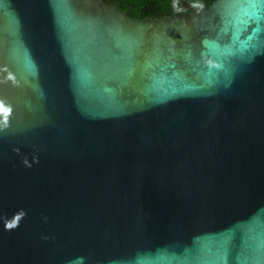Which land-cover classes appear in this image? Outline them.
Listing matches in <instances>:
<instances>
[{"label":"water","instance_id":"obj_1","mask_svg":"<svg viewBox=\"0 0 264 264\" xmlns=\"http://www.w3.org/2000/svg\"><path fill=\"white\" fill-rule=\"evenodd\" d=\"M0 264H264V0H0Z\"/></svg>","mask_w":264,"mask_h":264},{"label":"trees","instance_id":"obj_2","mask_svg":"<svg viewBox=\"0 0 264 264\" xmlns=\"http://www.w3.org/2000/svg\"><path fill=\"white\" fill-rule=\"evenodd\" d=\"M120 9L135 17L162 15L172 11L185 12L208 5L213 0H119Z\"/></svg>","mask_w":264,"mask_h":264}]
</instances>
